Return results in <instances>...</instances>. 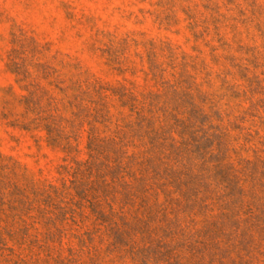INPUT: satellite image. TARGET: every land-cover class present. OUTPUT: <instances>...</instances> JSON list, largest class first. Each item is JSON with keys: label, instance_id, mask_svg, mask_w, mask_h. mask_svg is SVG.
<instances>
[{"label": "rangeland", "instance_id": "rangeland-1", "mask_svg": "<svg viewBox=\"0 0 264 264\" xmlns=\"http://www.w3.org/2000/svg\"><path fill=\"white\" fill-rule=\"evenodd\" d=\"M0 264H264V0H0Z\"/></svg>", "mask_w": 264, "mask_h": 264}]
</instances>
